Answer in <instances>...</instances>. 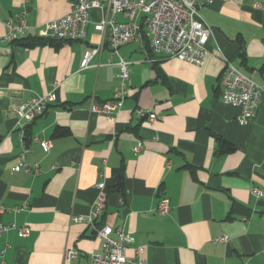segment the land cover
<instances>
[{"label":"crops","instance_id":"obj_1","mask_svg":"<svg viewBox=\"0 0 264 264\" xmlns=\"http://www.w3.org/2000/svg\"><path fill=\"white\" fill-rule=\"evenodd\" d=\"M71 6L0 0V223L29 229L26 237L14 230L0 237V264H88L103 239L73 218L90 216L100 180L108 193L95 228H123L134 247H144L146 264H264V196L251 193L264 191V0L199 8L211 28L201 66L153 55L143 15L133 21L134 41L113 53L108 29L106 36L94 30L110 17L107 2L91 10L84 38L44 39L43 25ZM21 11L29 29L21 41L7 42L5 23ZM115 20L126 22L121 14ZM88 50L96 53L82 69ZM119 57L130 64L120 109L90 114L92 100L110 101L119 88ZM227 63L263 88L245 125L236 120L239 110L221 101ZM51 93L44 115L24 127L25 162L38 174L11 172L22 150L13 109ZM138 109L155 114V122L138 119ZM35 138L52 147L43 152ZM218 139L234 149L221 153ZM161 198L169 200L166 215L155 212ZM68 249L77 256L66 263Z\"/></svg>","mask_w":264,"mask_h":264},{"label":"built area","instance_id":"obj_2","mask_svg":"<svg viewBox=\"0 0 264 264\" xmlns=\"http://www.w3.org/2000/svg\"><path fill=\"white\" fill-rule=\"evenodd\" d=\"M70 1L72 3L71 11L67 15L43 25L44 39L76 41L84 38L85 29L90 24L91 10L97 8L101 2H107L110 17L94 24V30L100 32L102 36H106L108 29L107 40L113 53H117L120 47L134 41L136 28L133 26V21L139 15H143V24L147 30L149 48L153 55H164L195 66H201L208 55L207 42L211 35V28L205 25L198 10L211 4L213 0ZM117 14H121L126 22H116L115 16ZM5 28L7 30L5 36L7 42L21 40L29 29L26 22V12L21 11L9 18L5 23ZM95 53L96 50L85 52L80 65L82 69L88 68L89 61ZM129 65L128 62L119 57V88L115 89L110 101L97 104L92 100L89 107L90 114L109 115L120 109L121 103L127 95L125 86L130 75ZM220 86L222 90L221 101L239 110L236 119L238 124L249 123L256 115L263 88L229 63L226 64L220 78ZM54 100L52 93L36 96L13 109V115L20 128L18 139L22 150L18 156V163L11 168V172L38 174L37 165L30 166L25 162L29 148L24 135V127L43 116L47 107ZM136 117L138 119L147 118L151 124L156 120L155 114L148 110H136ZM33 141L45 153L52 147V142L49 140L35 138ZM140 148L141 145L138 143L134 147V152H139ZM95 188L98 194L90 216L73 218L76 223L92 227L96 238L103 239V251L91 253L87 258L88 264H146L144 247H134L133 236L123 228L113 229L109 226H104L101 229L95 228V221L105 208L106 184L104 180H100ZM251 193L255 198L264 196V191L257 188H253ZM22 209L15 208L13 212L18 213ZM169 210V200L161 198L157 203L155 212L159 215H166ZM2 211L3 208L0 207V212ZM11 230L16 231L19 237H26L29 233L27 227L18 228L14 224L3 225L0 223V237ZM218 241L223 242L225 239L221 238ZM129 248H132L131 256L127 254ZM76 256V252L68 249L64 253V261L69 263Z\"/></svg>","mask_w":264,"mask_h":264},{"label":"trees","instance_id":"obj_3","mask_svg":"<svg viewBox=\"0 0 264 264\" xmlns=\"http://www.w3.org/2000/svg\"><path fill=\"white\" fill-rule=\"evenodd\" d=\"M21 41V40H19ZM55 41H58V40H55ZM64 133H66L65 131H57V134L59 135H63ZM218 142L222 148V152L221 153H228L230 151H232L234 149V147L226 140L224 139H218ZM116 181H117V185H118V188H122V185H123V181H122V176L121 175H117L116 176ZM107 186H106V194H107Z\"/></svg>","mask_w":264,"mask_h":264}]
</instances>
